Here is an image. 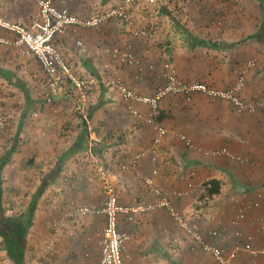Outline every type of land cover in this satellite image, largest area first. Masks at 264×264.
Instances as JSON below:
<instances>
[{
    "label": "crops",
    "instance_id": "obj_1",
    "mask_svg": "<svg viewBox=\"0 0 264 264\" xmlns=\"http://www.w3.org/2000/svg\"><path fill=\"white\" fill-rule=\"evenodd\" d=\"M263 1L258 2L260 8ZM194 6L188 5L190 14H195L191 16V28L186 27L187 21L179 23V14L171 16L162 9L164 16L159 25H181L182 31L175 29L181 44L174 43L167 56L165 50L153 48L160 42L158 38L140 43L136 52L145 69L142 72L138 64L123 67L116 63L109 55L110 47L104 48V43L116 40V28L111 22L100 28L70 27L66 34L55 38V45L75 63L87 86L84 90L74 89L81 100H56V106L45 112V119L34 122L28 161L40 165L37 171L49 172L62 156L65 160L38 201L28 235L26 264L100 261L105 215L78 218L74 234L61 241L54 240L51 226L54 217L69 210L70 203L104 205L106 191L95 159L106 169L119 203L137 210L132 221L122 215L119 224L128 236L125 252L129 264H219L205 244L223 248L232 256V264H264V254L260 252L264 249V111L239 114L230 102L212 100L202 93L194 94L191 100L170 95L161 101L157 119L168 131L154 149L157 131L134 116L112 84L120 77L137 93L152 96L164 84L163 65L170 58L173 63L168 62L180 79L225 89L237 81L247 57L254 56L259 58L258 66L250 73L242 96L249 102L264 101L257 100L264 86H260L264 80V65L259 67L261 54L246 48L248 44L264 43L245 40L259 30L264 20L262 10L255 18L254 30L245 36L228 32V27L214 33L210 19L199 18ZM228 23L236 28L233 19ZM192 25L201 30H193ZM184 26L190 33H184ZM0 33V37L6 35L1 29ZM78 41L83 42L85 50L77 45ZM2 68L15 72L4 61ZM69 92L61 98L69 96ZM135 107L143 116L150 111L144 104L136 103ZM181 135L191 139L194 146L188 147ZM81 138L85 148L73 151ZM225 148L233 157L213 154ZM43 161L45 166H41ZM148 179H152V185ZM211 180L219 182L216 193L209 191ZM156 189L166 193L170 207L188 226L198 225L200 239L173 218L168 206L160 205L162 196ZM255 202L259 206L251 207ZM39 212L45 214L42 220H38ZM241 212L244 217L239 219ZM212 231L221 232V236H212ZM236 245L242 248L238 252L233 250ZM245 245L249 248L245 249ZM9 262L12 264L9 258L4 261Z\"/></svg>",
    "mask_w": 264,
    "mask_h": 264
},
{
    "label": "rangeland",
    "instance_id": "obj_2",
    "mask_svg": "<svg viewBox=\"0 0 264 264\" xmlns=\"http://www.w3.org/2000/svg\"><path fill=\"white\" fill-rule=\"evenodd\" d=\"M124 1L125 0H52L56 7L66 8L71 14L81 18L88 17L96 13L105 15L113 9H117L119 5L124 3ZM169 1L170 0H155V2H149V0H133L130 8L128 7V16H130L129 19L131 20L126 21L123 18L115 16H111L103 20L104 24L106 22H111V24L116 28V40L112 41L111 39V44L109 42L104 43V48L107 49L110 47L108 49L110 51L113 48L122 45L124 41H128L132 44L137 60L140 62L136 52L140 43L146 44L150 42V38H158L160 42L153 48H158L160 51L165 50L168 56V54H170L168 50L172 45L177 43L181 44V40H177L178 34L175 33V29L177 28L182 31L181 25L174 26L173 24H169L168 21L169 26H165L164 24L159 25L160 20H162V17L164 16L159 13L161 4ZM258 2L259 0H172L169 4L173 7L176 6L175 11L180 15L179 23L183 24L187 21V28H191L190 23L193 20V17L191 16H195V14L191 15L188 11V5L192 3L196 5L194 8L197 9L196 13L199 18L210 19L211 28L214 33L223 32L225 30L224 27H228V32H234L236 34L245 33L246 36L248 32L254 30L255 22H257L255 18H258V15L260 14L259 11L261 8ZM16 6L20 7L17 8ZM38 12V4H36L33 0H0V18H4L11 23L20 22L22 24H28L38 14ZM232 19L236 22V28L228 23L229 21L231 22ZM153 25H156L157 27L155 35H153L150 30L153 28ZM232 27H234V29ZM0 28L6 32V35L8 34V36L5 35L0 37V65L2 67V63L4 61L7 68L9 67L11 70H15V72L12 71L13 74L25 83V87L30 93L27 95L25 92L26 89H23L18 85L11 84L0 74V156L3 152L9 150L16 140L18 144L16 151L13 153L11 160L6 165L3 173L6 214L9 215L15 213L16 210H25L28 199H31L32 195L35 193L39 186L41 176H43L46 172L45 169L37 171L36 168H40V165L35 166L31 161H28L30 158L28 146L30 145L29 141L33 142L31 133L34 132V122H37L40 119H45V112L51 110V107L56 106V100H81L82 98L79 96V92L77 96V93L74 94L72 92L74 90H70L71 92L68 90V94H70L69 96L65 95L62 98L60 97L61 99H56L50 104L47 103L44 99L46 77H44V71L40 63L34 58L35 56L33 54L27 52L24 45L16 44L18 35L15 31H11L2 26H0ZM192 28L197 31L201 30L200 28H197L196 25H192ZM137 31H144L145 33L139 36L135 33ZM181 31H179V33ZM176 34L177 36H175ZM154 42L157 41L154 40ZM248 45L246 48L248 51L250 49L249 52H252L251 49H255V52L259 53V56L261 54L260 59H262V61L259 63V67L261 65L263 66L264 45ZM143 47H145V45H143ZM260 47L261 49H259ZM63 58L65 61L72 63L64 56ZM32 59L37 63L33 62ZM166 60L173 63L170 58ZM258 60L259 58H255L254 56L247 57V62L243 65L244 69H246L245 87L250 73L258 66ZM250 62L254 63L253 67H249ZM141 64L142 63H140V66L144 69V66ZM120 65L123 67L130 66L125 64ZM112 67L118 70L116 66L113 65ZM123 67H121V69H123ZM74 72L77 78L83 80L81 78L83 77L82 74L77 73L76 71V65H74ZM240 75L241 73H239L238 78ZM111 80L112 79L109 81ZM263 83L264 80L263 82H260V86ZM209 86L214 87L212 85ZM71 87L73 86H70L69 89ZM218 88L223 89L220 86ZM262 90L263 95L262 97H259L260 99L257 98V100H262L264 98V86ZM45 164L46 163L43 161L41 166H45ZM44 195L45 192L43 196ZM43 211H46V206ZM44 216L45 214L43 215L39 212L38 220H42ZM38 220L36 221L37 223L39 222ZM5 259H8V256L5 253L2 238L0 237V264H3ZM6 264L11 263L9 262Z\"/></svg>",
    "mask_w": 264,
    "mask_h": 264
},
{
    "label": "built area",
    "instance_id": "obj_3",
    "mask_svg": "<svg viewBox=\"0 0 264 264\" xmlns=\"http://www.w3.org/2000/svg\"><path fill=\"white\" fill-rule=\"evenodd\" d=\"M33 1L38 4L39 12L28 24H22L20 22L11 23L4 18H0V26L15 31L18 35L16 44L24 45L27 52L33 54L40 62L46 76L44 99L50 104L60 98L66 92L70 84L79 90H84L86 87V81L76 77L73 64L64 60L62 53L54 44V38L57 35L66 34L70 27H98L103 20L111 16L123 18L126 21L131 20L129 19L130 16H128V9L133 0H125L117 9H113L105 15L96 13L86 18L71 14L66 8L56 7L52 0ZM149 2H155V0H149ZM135 33L141 36L145 32L137 31ZM77 45L80 46L82 50H85L82 41H78ZM109 55L116 63L130 66L138 64L139 70H143L134 53L132 44L128 41H124L122 45L110 50ZM253 65V62L249 63V67H253ZM152 67L153 66H151V68ZM163 68L162 78L164 79V84L159 86L152 96L137 93L125 84L120 77L113 80V85L117 88L122 99L126 102L127 108L140 122L153 125L157 131L158 136L154 142V149H156L162 137H164L168 131L167 128L157 122V118L161 115V101L170 95H183L187 100H191L194 94L203 93L213 100H225L230 102L239 114H252L256 113L258 110L264 111V101L249 102L242 96L245 88L246 69L241 72V75L231 88L219 89L202 82H184L180 80L174 66L169 62L165 63ZM136 103L147 105L150 108L148 115L143 116L142 113L136 109ZM180 138L188 147L192 148L194 146L192 140L185 135H181ZM213 154H226L233 157L227 148L215 151ZM94 163L107 194L104 205L100 207L94 204L80 206L70 203L68 206L69 210L53 221L54 240L72 236L75 232L74 224L78 218L103 214L106 216V225L101 234L100 244L102 246V256L98 264H129L125 254L128 236L120 229L119 224L122 215H126L128 220L132 221L133 214L137 210L119 203L115 190L109 182L106 169L99 163L98 159H95ZM148 183L152 185V179H148ZM155 191L159 196H162V198H160V205L163 207L168 206L173 218L178 221L184 229H187L188 232L200 239L201 236L198 231V225L188 226L185 219L170 207L166 193L158 189ZM250 206L258 207L259 203L255 202ZM243 217L244 213L241 212L239 214V219ZM262 227L264 228V224ZM210 234L214 237L221 236V232L218 231H212ZM237 235L240 236V233ZM247 248H249V246L245 245V249ZM205 249L213 254L219 264H232V256L227 255L223 248L205 244ZM241 249L240 245H236L233 250L234 252H238ZM250 251L259 253V251L252 249ZM260 252L264 254V249Z\"/></svg>",
    "mask_w": 264,
    "mask_h": 264
},
{
    "label": "trees",
    "instance_id": "obj_4",
    "mask_svg": "<svg viewBox=\"0 0 264 264\" xmlns=\"http://www.w3.org/2000/svg\"><path fill=\"white\" fill-rule=\"evenodd\" d=\"M171 1L172 0H170L169 2H171ZM169 2L161 4V10L159 9V13L162 12V9H166L167 11H169L168 13L171 16H173V14L176 13V11H175L176 6H174V7L171 6L169 4ZM261 5H262L261 10H262L263 19H264V1L261 2ZM84 18H86V17H84ZM115 19H117V18H115ZM107 23L108 22H106L105 24H107ZM105 24L102 22L98 27H95V28L103 27ZM184 29H185L184 33H190L185 27H184ZM150 30H151L152 34L155 35V33L157 32L156 25H153V28H151ZM55 38H54V44H55ZM248 39H252V40L264 43V20H263L261 26L259 27V30L257 31V33L248 36L247 39H245V40L247 41ZM200 43L204 44L205 42L200 41ZM215 46L218 47V45H215ZM34 58L38 61V59L36 57H34ZM0 74L3 77H5V79H7L11 84L18 85L21 88L26 89V87H25L26 85H25V83L22 82V80H20L18 77H16L13 74V72L10 71L9 69L2 68L1 65H0ZM14 78H16L15 81H13ZM69 87L67 89L69 91L70 90L72 91L74 89L78 90V88H76V87H74V88L71 87L70 89H69ZM25 92L27 93V95L30 94L28 89H26ZM72 92L74 94H76L75 91H72ZM77 94H78V92H77ZM28 98H29V96H28ZM83 129L86 130L84 127H83ZM82 137H84V136H82ZM79 141L75 144L73 151H76L80 147H81V149L85 148L84 144L82 143L83 138H81L80 142ZM17 145L18 144H17V140H16L15 143L12 144L10 149L3 152V154L0 156V237L2 238V243H3L4 249H5V253L7 254L8 258L11 260L12 264H26L27 257H28V251H29L28 235H29V231H30L31 226L33 225L35 210H36L38 201H39L40 197L46 191L47 187L49 186L51 179H54L55 177H57V175L61 171V166H62L63 161L65 159H64V156H62L61 160L56 164L55 168H53L49 172L48 171L45 172L43 174V176H41L39 186H38L37 190L35 191V193L32 195L31 199H28L27 207L25 208V210H20V211L16 210L15 213L8 215V214H6V206H5V190H4V186H3V183H4L3 173H4V169H5L6 165L10 162L13 153L16 151ZM209 183H211L210 184L211 187L209 188V191L211 193H216L219 190V182L217 180H211ZM60 216L61 215H58V216L54 217V219H56ZM54 219L52 220V223H51L52 235H53V221H54ZM55 240L61 241L62 239H55Z\"/></svg>",
    "mask_w": 264,
    "mask_h": 264
}]
</instances>
